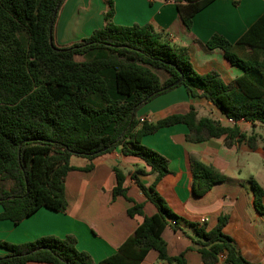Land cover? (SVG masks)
Instances as JSON below:
<instances>
[{
	"label": "trees",
	"instance_id": "trees-1",
	"mask_svg": "<svg viewBox=\"0 0 264 264\" xmlns=\"http://www.w3.org/2000/svg\"><path fill=\"white\" fill-rule=\"evenodd\" d=\"M165 1L175 3L181 21L190 29L195 16L215 0ZM65 2L0 0V221L19 225L41 208L65 213L67 175L80 171L71 165L72 159L93 162L118 149L150 168L155 180L149 187L139 179L145 171L131 176L157 213L144 217L143 205L135 203L128 214L144 217L143 223L116 254L100 262L79 251L73 236H47L20 245L0 241V247L8 251L0 264H141L151 251L168 264H185L184 255L169 256L163 239L167 227L180 231L182 224L196 232L198 240L193 242L204 264H217L223 254L230 264H252L223 232L227 216L207 231L205 224L174 213L157 190L171 174L170 162L141 140L182 124L189 130L187 142L223 138L230 149L241 146L248 136L241 122L264 126V14L234 44L220 35L207 42L209 50H222L227 61L243 71L242 76L225 82L216 71L197 73L189 51L172 46L152 25H115L113 0H105L104 27L79 42L59 46L55 31ZM159 73L168 78L162 81ZM179 87L192 98L205 99L226 122L232 119L235 124L198 119L195 107L154 124L139 121L138 113L145 105ZM191 168L197 197L230 180L194 158ZM92 169L91 164L81 170ZM114 172L113 199L133 202L124 187L125 176L118 169ZM249 183L255 206L264 215V190L254 178Z\"/></svg>",
	"mask_w": 264,
	"mask_h": 264
},
{
	"label": "crops",
	"instance_id": "crops-1",
	"mask_svg": "<svg viewBox=\"0 0 264 264\" xmlns=\"http://www.w3.org/2000/svg\"><path fill=\"white\" fill-rule=\"evenodd\" d=\"M113 1L115 25H152L157 32L164 34L172 46L189 51L197 73L216 71L225 82L242 76L243 71L231 65L222 50H209L207 42L213 35H220L234 44L264 14V0H215L195 16L192 27L187 29L173 1ZM106 11L105 0H66L56 25L55 40L58 45L67 46L90 37L95 30L105 26ZM159 76L162 81L168 78L165 73H159ZM191 107L197 109L198 119L208 117L227 123L216 108L205 99L190 97L184 87L149 102L139 111L138 119L147 118L149 123L154 124L172 115L187 114ZM239 126L248 136L241 146L230 149L223 138L200 144L187 142L189 130L182 124L145 136L141 143L170 162L171 174L160 182L157 190L174 213L189 222L200 223L204 220L207 231L216 226L221 216H227L228 222L223 232L234 240L243 258L252 264H264V215L255 206V195L250 183L241 179L243 170L237 162L245 154L264 150V137L260 132L263 126L253 127L247 122H241ZM191 158L213 166L230 180L214 186L201 197L195 196ZM91 164V171L81 170ZM71 165L80 171H72L67 175V211L60 213L41 208L19 225L0 221L1 242L20 245L47 236L59 239L73 236L79 251L88 253L95 262H100L118 252L143 223L145 216L157 213L155 205L147 201L131 176L135 171L143 170L146 175L139 177L141 183L146 187L153 184L155 178L149 174L150 168L140 158L124 156L118 149L93 162L73 158ZM115 169L125 176L124 187L133 202L122 197L113 199ZM257 182L264 190L263 184ZM135 203L143 205L144 217L129 216L128 211ZM2 212L0 206V214ZM163 239L167 243L169 256L184 255L185 264H204L198 246L193 242L198 240L193 228L182 224L180 231H174L172 227H167ZM7 255L8 251L0 247V257ZM141 264L168 263L159 260L156 251H151ZM217 264L230 263L220 259Z\"/></svg>",
	"mask_w": 264,
	"mask_h": 264
},
{
	"label": "rangeland",
	"instance_id": "rangeland-1",
	"mask_svg": "<svg viewBox=\"0 0 264 264\" xmlns=\"http://www.w3.org/2000/svg\"><path fill=\"white\" fill-rule=\"evenodd\" d=\"M61 11L59 13L58 19L60 17ZM56 44L57 40H55ZM77 60H81V58H77ZM261 134L264 137V126L260 129ZM264 139V138H263ZM263 149V147L261 146ZM238 164L240 165L241 169L243 170V175L241 179L249 184L251 178L259 181L264 186V150H261L260 153L252 154L248 153L245 154L237 159ZM250 185V184H249Z\"/></svg>",
	"mask_w": 264,
	"mask_h": 264
},
{
	"label": "built area",
	"instance_id": "built-area-1",
	"mask_svg": "<svg viewBox=\"0 0 264 264\" xmlns=\"http://www.w3.org/2000/svg\"><path fill=\"white\" fill-rule=\"evenodd\" d=\"M139 121L141 122V123H146V122H148L149 123V119H147V118H142V119H139ZM227 123L228 124H231V125H233V124H235V121H233L232 119H229V120H227ZM200 223H202V224H204L205 223V221L204 220H202ZM220 259H226V256L223 254V255H220Z\"/></svg>",
	"mask_w": 264,
	"mask_h": 264
},
{
	"label": "water",
	"instance_id": "water-1",
	"mask_svg": "<svg viewBox=\"0 0 264 264\" xmlns=\"http://www.w3.org/2000/svg\"><path fill=\"white\" fill-rule=\"evenodd\" d=\"M181 81H182V79H181V80H179L178 82H176L174 85L170 86L169 88H171V87H173V86H177L178 84H180V83H181Z\"/></svg>",
	"mask_w": 264,
	"mask_h": 264
}]
</instances>
